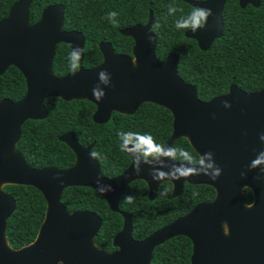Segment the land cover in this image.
I'll return each instance as SVG.
<instances>
[{
	"label": "water",
	"instance_id": "95a60500",
	"mask_svg": "<svg viewBox=\"0 0 264 264\" xmlns=\"http://www.w3.org/2000/svg\"><path fill=\"white\" fill-rule=\"evenodd\" d=\"M32 1L16 0L0 20V75L15 67L26 86L20 100H0V264H149L153 247L174 236L191 241V264H264V164L251 166L258 155L263 158L264 87L245 92L231 85L224 95L200 100L195 86L178 75L175 53L168 54L163 62L157 59L151 11L146 24L120 30L121 35L133 40L131 55L117 54L110 43L102 42L98 45L101 62L83 68L85 38L79 31L63 29L64 6H47L39 20L29 24ZM184 1L194 8L212 11L203 27L184 33L200 50H207L222 35L225 0ZM238 1L242 7L259 4V0ZM59 43L82 50L75 74L53 75L52 62ZM104 70L111 76L109 84L99 79ZM95 87L105 92L100 102L92 94ZM48 98L93 103L92 120L96 124L107 123L112 112L133 114L143 103L164 107L172 116V133L164 143V152L184 137L200 156L201 164L178 163L164 153L143 159L139 150L128 145L123 151L133 158L132 163L120 175L108 178L90 155L92 144L83 147L72 132H67L58 139L72 150L73 165L61 170L31 168L15 146L25 121L47 117L44 101ZM224 101L232 107L225 108ZM217 169L221 170L220 177L213 181ZM189 171L180 176V172ZM138 179L146 183L150 200L164 180L173 184V196L182 192L186 182L211 186L215 197L141 241L131 238V217L123 213V229L113 238L119 251L113 253L93 244L101 227L97 214L86 210L68 212L60 201L65 188L90 187L115 211L121 192ZM5 185L32 186L46 203L35 239L17 249L6 240V223L16 203L3 190ZM97 187L104 189L103 194ZM245 188L252 192V208L246 207Z\"/></svg>",
	"mask_w": 264,
	"mask_h": 264
},
{
	"label": "trees",
	"instance_id": "16d2710c",
	"mask_svg": "<svg viewBox=\"0 0 264 264\" xmlns=\"http://www.w3.org/2000/svg\"><path fill=\"white\" fill-rule=\"evenodd\" d=\"M16 0H0V20L5 18ZM203 1V0H200ZM54 4L64 6V30H76L83 34V60L81 66L94 67L101 62L98 45L108 42L117 54L131 55L133 40L120 34V30L136 24H146L152 12L156 34L155 55L161 62L168 54L178 56L177 73L183 81L195 86L200 100L207 101L227 93L229 85L235 84L245 92H255L264 87V0L258 8L241 9L236 0L224 6L222 19L224 30L209 49L200 50L195 40L185 37L190 29L175 27L176 21L186 18L196 9L184 0H33L29 7V24L36 23L44 8ZM169 7L176 8L169 14ZM117 16L108 19V13ZM72 49L63 43L56 46L52 73L56 77L72 72L69 54ZM26 92L22 74L9 67L0 75V100H20ZM48 114L42 120H27L21 126L16 150L22 154L31 168L53 167L67 169L74 163L72 150L58 138L73 132L78 143L85 147L92 144L91 152L97 153L100 169L107 176L124 170L129 158L122 153L121 132L151 135L155 143L164 146L172 132L170 112L153 103H143L130 115L113 113L105 124L92 120L93 103L87 100L63 101L48 98L44 101ZM133 145V143H130ZM175 160L197 164L199 157L185 138L173 143ZM187 153L185 155L183 152ZM141 155L145 157L142 153ZM264 155V148H263ZM3 190L15 199V210L6 223V240L17 249L31 243L43 221L46 203L42 194L32 186L5 185ZM171 184L163 182L154 201L147 200V188L143 181L130 183L123 191L119 207L133 218L132 235L143 239L156 229L186 214L198 203L211 201L215 191L208 185H185L184 192L169 199ZM244 201L253 200L252 193L244 191ZM132 197L133 203L125 201ZM60 201L68 212L89 210L97 214L101 227L94 238L97 247L111 249V240L121 228V216L110 212L105 200L88 187H68ZM191 242L184 236L176 237L161 245L153 253L151 264H189Z\"/></svg>",
	"mask_w": 264,
	"mask_h": 264
},
{
	"label": "clouds",
	"instance_id": "9594fccd",
	"mask_svg": "<svg viewBox=\"0 0 264 264\" xmlns=\"http://www.w3.org/2000/svg\"><path fill=\"white\" fill-rule=\"evenodd\" d=\"M169 14H174L176 12V8L169 7L168 9ZM212 15L211 9H201L196 8L194 9L189 16L186 18H181L176 21L175 27L180 29H191L193 32L196 31L197 28L203 27L204 23L206 22V19L208 16ZM117 16V13L115 11L108 13V19L113 20ZM151 39V37H149ZM82 55L81 49H73L71 53L69 54V67L71 71L75 74L79 67H80V59ZM99 79L100 81L104 82L105 84H109L111 81V76L107 72V70H104L99 73ZM92 94L97 102H100L105 92L103 89H100L98 87L93 88ZM224 107L225 108H231L232 105L228 101H224ZM119 136L121 137L122 144H121V150H128V145L130 143H133V148L136 150H139L145 157H156L164 153L165 155L169 156H175L177 150L172 149L168 151L167 153L164 152V147L162 145H159L155 143L153 137L151 135H144L140 133H133V132H121L119 133ZM183 152V151H182ZM185 155L187 153L183 152ZM91 156L95 157L97 153L92 152L90 153ZM261 164H264V158H262L260 155L257 156L255 160L251 162L252 167H257ZM221 170L217 169L215 172V175L211 177L213 181H216L220 177ZM189 172H180V176L188 175ZM161 178H164L165 174L161 173ZM99 183V182H97ZM98 192L103 194L104 189L97 187ZM125 201L129 204L133 203L132 197H125ZM247 208H252V205H246Z\"/></svg>",
	"mask_w": 264,
	"mask_h": 264
},
{
	"label": "flooded vegetation",
	"instance_id": "af4514ba",
	"mask_svg": "<svg viewBox=\"0 0 264 264\" xmlns=\"http://www.w3.org/2000/svg\"><path fill=\"white\" fill-rule=\"evenodd\" d=\"M227 1H229V0H225V2H224V5H223V9H224V6H225V4L227 3ZM236 2H237V4H238V6L241 8V9H244V8H246V7H252V8H258L259 6H260V4H261V0H259V4L257 5V6H252L251 4H245L243 7L242 6H240L239 5V1L238 0H236ZM223 9H222V12H221V19H222V13H223ZM222 22H223V19H222ZM223 30H224V22H223ZM222 35H223V31H222ZM221 35V36H222ZM221 36L219 37V38H221ZM218 38V39H219ZM262 46H263V48H264V37L262 38ZM102 59V58H101ZM97 66V65H96ZM83 67V66H82ZM95 67V66H94ZM83 68H86V67H83ZM88 68H93V67H88ZM231 85H235V84H230L229 86H231ZM236 86V85H235ZM226 94V93H225ZM224 95V94H223ZM221 96V95H220ZM217 97V96H216ZM212 99V98H211ZM203 101V100H202ZM208 101V100H207ZM138 109V108H137ZM114 112H112V114H113ZM115 113H117V112H115ZM112 114H111V116H112ZM118 114H122V113H118ZM171 114V113H170ZM126 115H130V114H126ZM111 116H110V118H111ZM110 120V119H109ZM108 120V121H109ZM70 132V131H69ZM73 133V132H72ZM172 133V132H171ZM181 138H184V137H181ZM186 139V138H185ZM187 140V139H186ZM188 141V140H187ZM189 143V142H188ZM130 146H132V147H134L133 145H131V144H129ZM190 145V144H189ZM173 146V145H172ZM191 146V145H190ZM192 148V147H191ZM263 148H264V146H263ZM193 149V148H192ZM91 150H92V148H91ZM171 150H172V148H171ZM122 151V153H124L128 158H129V163H128V166L124 169V170H126L129 166H130V164L132 163V157L130 156V155H128L127 153H125L123 150H121ZM92 153V152H91ZM196 153V152H195ZM130 154V153H129ZM132 154V153H131ZM140 154H141V152H140ZM197 154V153H196ZM142 156V155H141ZM197 156L199 157V162L197 163V164H190V163H188V162H186V161H179V160H175L172 156H171V158L175 161V162H178V163H185V164H190V165H199V164H201V158H200V156L197 154ZM262 156H263V158H264V155H263V151H262ZM142 158L143 159H151V158H153V157H151V158H144L143 156H142ZM96 159V158H95ZM97 160V159H96ZM75 161V160H74ZM99 167H100V165H99ZM124 170H122L119 174H117V175H114V176H107V175H105V174H103L102 173V171H101V169H100V172H101V174L103 175V176H105V177H108V178H114V177H116V176H118V175H120ZM138 180H140V179H138ZM134 181H137V180H134ZM134 181H132V182H134ZM140 181H143V180H140ZM131 182V183H132ZM144 182V181H143ZM163 182H169L170 184H171V192L169 193V195H168V198L169 199H175V198H177V197H179V196H181L182 195V193L184 192V187H185V185H190V184H188V183H184V185H183V190H182V192L180 193V194H178L177 196H173L172 195V192H173V184L170 182V181H168V180H164V181H162L160 184H159V186H158V190H157V193H156V196L153 198V199H149V190H148V187H147V185H146V188H147V200L148 201H154L156 198H157V196H158V191H159V188H160V185L163 183ZM145 183V182H144ZM146 184V183H145ZM199 185H205V184H199ZM128 186V185H127ZM126 186V187H127ZM125 187V188H126ZM88 188H90V187H88ZM125 188H124V190H125ZM92 189V188H91ZM247 188H245L244 190H243V194H244V191L246 190ZM123 190V191H124ZM249 190V189H248ZM95 191V190H94ZM123 191L121 192V195H122V193H123ZM215 191V190H214ZM96 192V191H95ZM251 192V191H250ZM97 193V192H96ZM252 193V192H251ZM99 195V194H98ZM121 195H120V197H121ZM100 196V195H99ZM244 196V195H243ZM253 196V195H252ZM120 197H119V199H118V202H117V210H115V211H113V210H111V208H110V206H109V203H108V201L106 200V199H104L103 197V199L105 200V202H106V206H107V208H108V210L110 211V212H113V213H117V214H119L120 216H121V220H122V222H121V228H120V230L116 233V234H118L122 229H123V225H124V218H123V213H125V214H129L130 215V217H131V238L134 240V241H141V240H144L145 238H147V237H145V238H143V239H135V238H133V235H132V231H133V218H132V215L129 213V212H127V211H123V210H121L120 209V207H119V201H120ZM215 197V196H214ZM214 199V198H213ZM212 199V200H213ZM211 200V201H212ZM206 202H210V201H206ZM201 203H205V202H201ZM198 204H200V203H198ZM197 205V204H196ZM195 205V206H196ZM195 206H193V208L195 207ZM192 208V209H193ZM191 209V210H192ZM190 210V211H191ZM77 211H85V210H77ZM86 211H89V210H86ZM190 211H188L186 214H184V215H181V216H179V217H177V218H175L173 221H171L170 223H168V224H166V225H164V226H162V227H160V228H158V229H156L154 232H156L157 230H159V229H162L163 227H165V226H167V225H170L171 223H173L176 219H178V218H181V217H183V216H185V215H187ZM92 212V211H91ZM101 224H102V220H101ZM153 232V233H154ZM98 233V232H97ZM116 234H114V236L116 235ZM152 234V233H151ZM150 234V235H151ZM96 236V235H95ZM95 236H94V238H95ZM114 236H113V238H114ZM176 237H180V236H174V237H170V238H168V239H166L164 242H162V243H160L159 245H156V246H154L153 247V249H152V252H151V257H150V261H149V264H151V262H152V259H153V253H154V251L157 249V248H159V247H161V245H163V244H165V243H167L168 241H170L171 239H173V238H176ZM185 237V236H184ZM94 238H93V244L95 245V247H97V245L95 244V242H94ZM113 238H112V240H111V249H103V248H100V247H97L98 249H100V250H102V251H105V252H107V253H113V252H115V251H119V247H117V246H114L113 245ZM187 238V237H186ZM190 241V240H189ZM191 242V241H190ZM191 254H192V243H191V252H190V256H189V264H191V260H190V258H191Z\"/></svg>",
	"mask_w": 264,
	"mask_h": 264
}]
</instances>
